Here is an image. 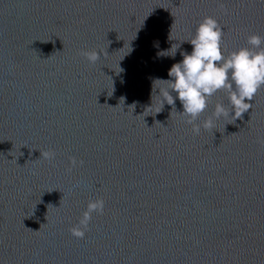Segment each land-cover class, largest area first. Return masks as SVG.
<instances>
[{
  "label": "water",
  "instance_id": "95a60500",
  "mask_svg": "<svg viewBox=\"0 0 264 264\" xmlns=\"http://www.w3.org/2000/svg\"><path fill=\"white\" fill-rule=\"evenodd\" d=\"M205 16L225 54L264 37V0H0V264H264V88L199 135L156 113Z\"/></svg>",
  "mask_w": 264,
  "mask_h": 264
},
{
  "label": "clouds",
  "instance_id": "9594fccd",
  "mask_svg": "<svg viewBox=\"0 0 264 264\" xmlns=\"http://www.w3.org/2000/svg\"><path fill=\"white\" fill-rule=\"evenodd\" d=\"M223 35L224 30L219 22L205 16L189 40L193 46L191 54L182 53V62L170 68L168 75L173 79L161 80L167 83V87L159 88L160 94L157 96L161 99L156 113L162 111L165 103L172 106V111H176L178 99L183 106V112L179 114L185 118V123L191 125L193 135H199L201 127L205 130L214 129L216 121L221 118H231L233 122L242 118L244 113L252 109L256 94L264 88V37L250 34L247 37L249 47L225 54L227 50L223 47ZM175 53L176 50L172 55ZM80 55L91 65L101 59V53L97 50H81ZM221 91L226 94L230 107L217 102L211 115L202 124L196 123L208 110L212 98ZM172 92L177 94L176 97ZM56 155L54 150H48L41 153V158L52 162ZM69 162L66 168L68 173L84 165L83 160L74 156L69 157ZM104 208L105 201L102 198L90 200L78 223L69 229L72 236L84 239L93 214L103 215Z\"/></svg>",
  "mask_w": 264,
  "mask_h": 264
}]
</instances>
